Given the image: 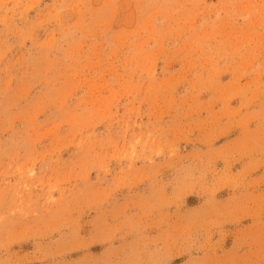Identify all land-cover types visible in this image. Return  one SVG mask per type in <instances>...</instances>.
Instances as JSON below:
<instances>
[{
  "label": "rangeland",
  "instance_id": "rangeland-1",
  "mask_svg": "<svg viewBox=\"0 0 264 264\" xmlns=\"http://www.w3.org/2000/svg\"><path fill=\"white\" fill-rule=\"evenodd\" d=\"M0 264H264V0H0Z\"/></svg>",
  "mask_w": 264,
  "mask_h": 264
}]
</instances>
